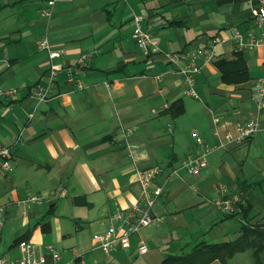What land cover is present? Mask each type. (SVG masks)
Masks as SVG:
<instances>
[{
	"label": "crops",
	"instance_id": "crops-1",
	"mask_svg": "<svg viewBox=\"0 0 264 264\" xmlns=\"http://www.w3.org/2000/svg\"><path fill=\"white\" fill-rule=\"evenodd\" d=\"M45 2L0 0V88H19L0 107V143L12 146L13 164L9 171L0 167V203L7 204L2 249L15 252L24 238L53 243L61 253L58 264H162L200 242L234 240L243 223L263 221L264 101L260 107L256 81L264 77V45L240 51L232 38L235 27L252 25L248 1L57 0L50 18L40 13ZM137 13L145 15L143 26L153 33L157 50L146 53L134 41ZM43 34L64 48V67L74 66L82 53L98 54L79 75L82 87L68 81L66 69L60 71L31 119L36 99L29 88L48 85L50 61L36 45ZM218 35L225 41L216 60L197 75L195 98L186 93L170 54ZM236 52L247 77L236 80L230 71L234 80H224L217 61L233 60ZM177 101L183 112L176 116ZM254 117L262 130L238 142L236 123ZM194 130L217 147L198 175L182 167L197 148ZM151 166L160 171L150 187L163 185L153 206L159 219L134 235L127 250L94 247L92 235L106 227L111 211L138 201L137 172ZM60 185L67 188L65 196L54 194ZM220 186L238 194L248 211L223 214L213 202ZM28 193L42 198L28 207L14 204ZM141 238L145 253L139 251ZM45 259L52 263L49 253ZM185 264L256 263L245 249L227 259L201 255Z\"/></svg>",
	"mask_w": 264,
	"mask_h": 264
},
{
	"label": "built area",
	"instance_id": "built-area-1",
	"mask_svg": "<svg viewBox=\"0 0 264 264\" xmlns=\"http://www.w3.org/2000/svg\"><path fill=\"white\" fill-rule=\"evenodd\" d=\"M250 8V17L252 25L246 29L235 27L232 38L235 48L243 51L254 47L264 45V0H247ZM57 0H46L45 5L41 8V15L44 17H52L54 6ZM145 15L134 14V28L132 37L136 44L148 53L159 48L158 43L154 39L153 33L143 26ZM225 38L221 36L212 37L205 45L191 47L186 51H175L170 54V61L175 65L178 73L181 74L185 83V91L187 94L199 98V92L196 88V78L201 72L204 65L212 63L218 56L217 47L223 43ZM38 49L47 52L50 65L45 76L48 85L36 83L29 88V93L36 99L34 109L29 113L32 119L35 115L36 106L47 101L50 96V88L63 69H66L67 79L70 82L77 83L82 87L79 75L82 73L88 63L97 56L96 51L82 53L74 66L64 67L59 61L64 53V48L53 46L47 34L40 35L36 39ZM19 88H0V107L8 100H13L18 96ZM256 96L259 106H263L264 101V77H259L256 81ZM236 140L245 142L254 137L262 130V123L259 117L248 120H240L236 123ZM132 133L129 129L124 133L127 138ZM197 148L194 153L188 154L182 161L184 167L190 174L198 175L208 166L211 153L217 148L206 141L198 130L191 133ZM17 137L15 142H18ZM12 146L0 143V167L3 171L13 169L12 164ZM160 169L157 166H151L146 169L138 170L137 179L141 183L142 192L138 201L131 207H123L117 205L107 217V225L92 235V244L94 247L101 248L104 252L110 253L118 248L129 249L132 244V237L139 234L143 229L153 225L159 218L153 213V206L157 202L159 196L163 192V185L156 184L150 187V184L157 177ZM176 172L177 170L174 169ZM221 195L214 199L216 207L226 215H235L239 212L242 198L238 194H232L227 187L220 186ZM57 196H65L67 188L60 185L54 190ZM42 196L38 194L28 193L26 197L19 198L15 201L16 206L28 207L32 202L41 200ZM7 204L0 203V231L5 225ZM1 244V243H0ZM45 249V251H44ZM17 254L7 255L0 251V264H49L45 259V253H49L52 263L57 262L61 258V253L53 243L42 245L32 239H21L17 243ZM140 253L148 251V245L143 238L139 241Z\"/></svg>",
	"mask_w": 264,
	"mask_h": 264
},
{
	"label": "trees",
	"instance_id": "trees-1",
	"mask_svg": "<svg viewBox=\"0 0 264 264\" xmlns=\"http://www.w3.org/2000/svg\"><path fill=\"white\" fill-rule=\"evenodd\" d=\"M235 55L236 57L233 60L223 58L217 61V64L222 70L224 80H234L228 76L230 71L231 73H235L233 74V77H235L236 80H242L247 77V72H245L246 70L245 68H243L244 62L242 59V55L240 54V52H236ZM232 65H236V67L233 68V70H230L232 69ZM174 104L180 105V109L175 112V115L177 116L178 114L183 112V105L180 104V101H177ZM238 205L240 206L239 212H241L242 209L245 208V206H243L241 203ZM244 210L247 212L248 207ZM241 228L243 233L240 235V237L234 240L222 243L200 242L196 245L195 249L190 251L189 253L166 256L162 264L194 263L195 259L201 255H206L207 261L218 256L222 257L223 259H227L228 257L232 256L236 251L245 249L252 250V254L256 264H263L264 220L263 222L259 223H243Z\"/></svg>",
	"mask_w": 264,
	"mask_h": 264
},
{
	"label": "rangeland",
	"instance_id": "rangeland-1",
	"mask_svg": "<svg viewBox=\"0 0 264 264\" xmlns=\"http://www.w3.org/2000/svg\"><path fill=\"white\" fill-rule=\"evenodd\" d=\"M201 98H202V95H201ZM242 202V201H241ZM261 222H263V221H261ZM208 246V245H207ZM204 247H206V246H204ZM0 251L2 252V253H4V254H7V255H13V254H15L16 252H17V250H15V252L14 251H4L3 249H2V246L0 245Z\"/></svg>",
	"mask_w": 264,
	"mask_h": 264
}]
</instances>
